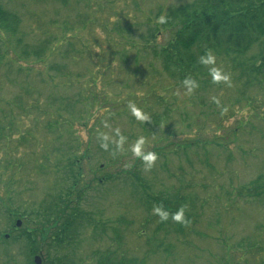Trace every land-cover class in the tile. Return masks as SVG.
<instances>
[{"label":"rangeland","instance_id":"obj_1","mask_svg":"<svg viewBox=\"0 0 264 264\" xmlns=\"http://www.w3.org/2000/svg\"><path fill=\"white\" fill-rule=\"evenodd\" d=\"M193 1L0 0L21 19L17 36L0 30V264H98L107 254L136 264H264V195H237L264 176V73H254L264 38L240 57L212 53L227 81L213 82L204 65L191 92L171 89L154 54L169 33L160 27L147 44L149 29ZM28 48L44 59L22 55ZM130 102L149 119L134 117ZM141 136L157 155L151 168L131 152ZM68 172L83 176L71 198L80 193L82 225L59 252L50 235L31 247L20 236L48 227L47 214L56 220ZM154 198L191 219L179 236L169 219L172 233L157 237L164 245Z\"/></svg>","mask_w":264,"mask_h":264},{"label":"trees","instance_id":"obj_2","mask_svg":"<svg viewBox=\"0 0 264 264\" xmlns=\"http://www.w3.org/2000/svg\"><path fill=\"white\" fill-rule=\"evenodd\" d=\"M169 13L161 26L156 25V27L149 29L148 41L146 43L148 44L151 39H156L160 35V27L164 32L169 33L167 44L159 49H155L154 54L161 62L164 74L173 82L170 86L171 89L185 87L183 84L185 79H191L197 85L199 84V79L206 74L203 71L204 64L200 63V57L202 55L211 52L218 56L234 55L240 57L245 55L254 45L261 42L264 38V0H194L191 4L179 9H172ZM20 25L21 19L19 15H13L12 12L2 10L0 7L1 31H7L17 36ZM17 40L18 46H21L23 39L19 37ZM66 41L65 36L57 40V45L53 49H50V53H56L60 45L67 44ZM46 43L49 44L50 42L46 40ZM29 53L30 56L39 57L40 60L44 59V51L42 49L28 48V51L22 53V55L26 57ZM24 60L27 59L24 58ZM259 62L260 66L254 67V73L256 75H262L264 73V47L259 57ZM174 95L177 94L174 93ZM158 97L159 99H163V97ZM6 130V128H0V138L5 139L4 133ZM79 163L77 162L71 165L76 166L74 164ZM69 168L71 167L69 166ZM72 171H74L73 168H71ZM69 172L66 175L69 179L73 180V183L68 188L69 190L64 197L57 196L58 201L60 200V208L57 209L58 215L55 216L56 220L52 219L48 214L45 215V217L47 216L46 219L48 222H52L49 226H56L55 230L49 226L39 225L37 228L32 227L28 231H23V234L20 236V238L22 237L27 240L31 247L35 244L42 245L37 242V238L40 237L45 240L50 235L52 238L50 247L59 252V250H63L71 245V241L74 239V228L82 225L85 213L80 207V202L82 201L80 193L78 192V202H72L71 198L74 196L75 189L79 186L83 176L81 173L68 176ZM69 179L67 180L69 181ZM140 187L145 190L141 182ZM251 187L253 188L246 187L240 190L237 195L239 197H244V194L264 195V176L253 181ZM251 196L249 195L248 197ZM154 199L157 201L158 207L165 211L170 209L176 210L177 212L180 209L178 207L171 209L166 206V201H161L157 198ZM50 203L53 204L52 202ZM176 212L171 211L168 214H174ZM168 216L170 218L167 220L159 218L161 224L158 226L162 227H158L157 231L154 232L156 239L161 235L172 233L169 226L166 225L167 223L169 224V219H173V217ZM190 223V217L184 215L182 221H175L172 230L174 233H178L179 236L182 230H184V227H188ZM49 228L54 231L52 234ZM16 240H19V238L16 237ZM158 241L162 244L161 240L158 239ZM42 248L40 247L39 251H42ZM114 257V254H107V256L101 257L97 263L136 264L134 260L123 257L115 260ZM141 262L145 264L146 259ZM74 263V260L69 259V257L67 258L65 256L60 258L55 256L54 258H50L48 264Z\"/></svg>","mask_w":264,"mask_h":264},{"label":"clouds","instance_id":"obj_3","mask_svg":"<svg viewBox=\"0 0 264 264\" xmlns=\"http://www.w3.org/2000/svg\"><path fill=\"white\" fill-rule=\"evenodd\" d=\"M159 22L164 23L165 17L161 16L159 17ZM215 56L208 52L205 55H202L200 57V63L204 65H213V67H210L209 73L212 77L213 82H218L220 80H228V76L226 74L222 73V70L218 67H215ZM184 86L186 87L188 92H191L193 88H195L196 82L191 79H185L183 81ZM129 111L131 114L136 117L138 120L146 121L149 119L146 113H144L140 108L136 106L135 103L130 102L128 105ZM116 134L119 137L118 140L115 141L118 148L122 147L126 141V137L121 135L119 133V130H116ZM102 139V147L107 148L108 147V141L110 140V137L107 135H103L101 137ZM146 143V140L143 136L139 137L134 144L131 145V152L134 156L139 157L142 159V161L145 163V166L147 168H151L155 161L157 160V155L154 152L151 151H145L144 145ZM154 213L158 214L162 220H165L168 218V212L163 210L160 207H156L153 209ZM173 219L176 221H182L184 219V209L180 208L176 213L173 214Z\"/></svg>","mask_w":264,"mask_h":264},{"label":"water","instance_id":"obj_4","mask_svg":"<svg viewBox=\"0 0 264 264\" xmlns=\"http://www.w3.org/2000/svg\"><path fill=\"white\" fill-rule=\"evenodd\" d=\"M21 225H22V222H21V221H18V222H17V227L20 228ZM34 263H35V264H42V260H41V258H40L39 256L35 257V259H34Z\"/></svg>","mask_w":264,"mask_h":264}]
</instances>
